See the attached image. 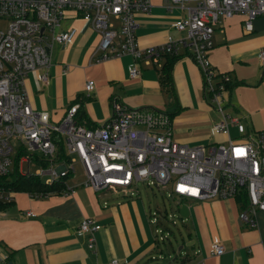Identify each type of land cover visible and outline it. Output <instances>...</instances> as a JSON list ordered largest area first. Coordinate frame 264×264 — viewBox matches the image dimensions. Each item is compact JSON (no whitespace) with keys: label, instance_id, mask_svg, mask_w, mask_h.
Returning <instances> with one entry per match:
<instances>
[{"label":"built area","instance_id":"obj_1","mask_svg":"<svg viewBox=\"0 0 264 264\" xmlns=\"http://www.w3.org/2000/svg\"><path fill=\"white\" fill-rule=\"evenodd\" d=\"M166 1L185 9V15L173 23L185 37L142 46L136 33L137 15L150 13L151 0H0V24L7 23L6 28L0 26V178L12 171L14 162L20 165L23 157H41L50 168H43L38 175L52 183L74 172L75 156L85 169L84 185L95 191L121 187L128 197H135L138 184L145 182L148 186H170L168 194L174 198H241L240 220L257 226V213L264 211V129H250L241 117L227 113L224 103L230 102L231 76L213 67L210 52L221 19L242 15L251 31L253 21L264 16V0ZM69 12L100 32L92 58L95 62L132 56L131 78L140 76L143 61L161 68L165 54L191 57L202 73L206 100L214 103L220 114L212 132L230 136L233 125L240 136L226 143L183 144L173 137L172 116L167 111L131 108L119 99L113 101L112 115L102 125L88 128L80 124L79 102L70 106L60 122H52L47 111L30 104L25 80L35 72L42 84L50 83L54 46L70 45L77 34L75 27L61 28ZM259 58L264 64V48ZM94 87L95 81L89 80L86 90L91 92ZM15 141L21 143L14 160ZM73 192L74 188H67L66 193ZM13 193L0 184V200L11 198ZM28 214L33 215L31 211ZM157 215L156 211L150 213L151 222L159 221ZM101 228L95 217H84L78 232L88 235V246L95 249L96 233ZM168 235L164 229H156L155 241L165 242ZM212 249L214 255L225 253L220 241L214 242ZM168 256L172 261L173 255ZM166 258L161 252L153 254L151 261L160 264ZM0 264H11L10 254L2 248ZM107 264L121 262L114 259Z\"/></svg>","mask_w":264,"mask_h":264},{"label":"crops","instance_id":"obj_2","mask_svg":"<svg viewBox=\"0 0 264 264\" xmlns=\"http://www.w3.org/2000/svg\"><path fill=\"white\" fill-rule=\"evenodd\" d=\"M151 2L149 14L137 15L140 44L160 45L169 37H185V32L173 27L185 9L171 1ZM67 16L61 28L75 27L77 34L70 45L54 46L50 83L42 84L35 72L26 77L33 108L47 111L52 122H60L70 106L79 102L81 124L92 128L110 119L113 101L119 99L131 108L167 111L172 116L173 137L180 143L197 146L232 138L212 132L219 114L206 100L202 73L191 57L184 55L170 63L169 84L163 82L162 67L145 61L140 76L131 78V55L95 62L92 58L100 32L74 12ZM213 42L211 63L218 72L231 76L230 100L236 92L239 107L235 106L233 115H240L250 129H264V64L259 58L264 48V16L253 21L251 31L242 15L221 19ZM166 61L162 56V65ZM89 80L95 81L91 92L86 90ZM83 171L82 176L74 171L65 179L73 193H66L65 188L34 197L27 191H15L11 198L0 200V248L10 254L11 264H107L114 259L121 264H154L151 256L162 248L155 242L149 217L152 209L141 190L135 197L119 188L95 191L84 185V166ZM180 200L190 209L184 238L190 247L183 257L184 248L177 251L178 260L162 259L160 264H264V211L257 213V226L251 227L240 220L241 198ZM84 217H95L102 225L95 249L89 248L88 235L78 232ZM218 241L225 247L219 256L212 249Z\"/></svg>","mask_w":264,"mask_h":264},{"label":"rangeland","instance_id":"obj_3","mask_svg":"<svg viewBox=\"0 0 264 264\" xmlns=\"http://www.w3.org/2000/svg\"><path fill=\"white\" fill-rule=\"evenodd\" d=\"M112 22H116V20L112 19ZM0 26L2 28H6L7 23L1 22ZM55 46H57V45H55ZM236 88H237V86H235L233 88V91H235ZM213 106L215 107L214 103H213L212 107ZM224 106H225L228 114H231L232 116H237V115H233V114H236L235 106L237 108L239 107V104H238L237 99H236V92H235V94H232V100H230V102L226 101L224 103ZM214 110H216V108H214ZM216 112H218V111L216 110ZM218 114H219V112H218ZM238 117H241V116L238 115ZM219 118H220V114H219ZM242 121H244L243 118H242ZM230 134H231L233 139H236L240 136L237 128L233 125L230 127ZM217 142L226 143L227 141L219 140ZM20 143H21L20 141H15L16 148L18 147V145ZM18 151H19V147L17 148V150L15 152H13L14 160H15V157H16ZM72 159H75V161L72 162V165H73V168L75 171V175L76 176H82L84 174L83 165L75 158V156H72ZM43 168H50V165L44 166L41 161H39L38 159H33L31 157H23L21 164L19 166V169L23 173L39 174V172H41L43 170ZM14 169H15V162L12 165V171ZM47 178L48 177H43L44 180H46ZM169 187L170 186L159 187L157 185L148 186L145 182H140L138 184V188L141 190L142 196L145 199L146 203L148 204V207L150 209H152L151 212H155V211L158 212L157 217H158L159 221L158 222H151L152 228L154 230V234H155L156 229H164L165 235L167 233H169V235H168L169 238L166 239L165 242L162 241L161 246H160V248H162L163 253H166V254L168 253L167 258L162 260L165 262L169 260V258H168L169 254H172L173 256L176 255L179 247L184 244L183 243L184 241H185V247L182 250V252H180L181 257H183V255H185V251L187 250V248L190 247L188 245L187 241L184 240L185 235H187V233H188V229L185 225L187 218L184 219V217H181L179 215V211L177 210L179 208L178 207V203H179L178 200L179 201H181V200H180V198H177V197L174 198V197L169 196V194H168L170 191ZM115 188L116 187H112L109 189H115ZM119 189H122L124 191V193L126 194L127 191H125L123 188L119 187ZM104 190H108V189H104ZM108 192H109V190H108ZM13 194H15V191ZM102 196L105 197L106 195H104V193H103ZM151 212H149V217H150ZM160 253L161 252H159L157 254H160Z\"/></svg>","mask_w":264,"mask_h":264},{"label":"trees","instance_id":"obj_4","mask_svg":"<svg viewBox=\"0 0 264 264\" xmlns=\"http://www.w3.org/2000/svg\"><path fill=\"white\" fill-rule=\"evenodd\" d=\"M184 55L185 54H181V55L165 54L164 55L167 57V61L162 66V71H163L162 78H163V82L165 84H169V82H170V75H169L170 63H173V61H175L179 58H182ZM231 85H232V82H230L228 84L229 89H230ZM80 108H81V104H80ZM80 108L77 112V121L81 124L82 117L80 115L81 114ZM66 158H64V159H66ZM37 159L39 161H41L43 165H47L44 162L43 158L40 157ZM19 166L20 165H19V161H18V162H16L15 169L13 171H10V173L7 176L0 178V184H2L8 190L10 189L13 191H27V192L32 193L34 196H45V195H51L53 193L63 192L66 188L65 179L67 178V176H69L71 174L70 173L67 176H63V177L59 178V180H56L55 182L47 183L38 174L21 172V170L19 169ZM173 258L175 259V260L173 259L174 261L178 260V257L175 258V256H173Z\"/></svg>","mask_w":264,"mask_h":264},{"label":"water","instance_id":"obj_5","mask_svg":"<svg viewBox=\"0 0 264 264\" xmlns=\"http://www.w3.org/2000/svg\"><path fill=\"white\" fill-rule=\"evenodd\" d=\"M179 214L181 217L188 218L190 216V209L187 203H184L179 208ZM184 248V245L180 246L178 251H181ZM178 255L175 256L177 258Z\"/></svg>","mask_w":264,"mask_h":264}]
</instances>
